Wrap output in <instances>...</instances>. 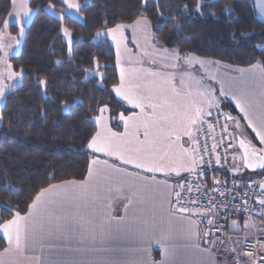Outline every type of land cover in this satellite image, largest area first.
<instances>
[{"label":"snow or ice","instance_id":"snow-or-ice-1","mask_svg":"<svg viewBox=\"0 0 264 264\" xmlns=\"http://www.w3.org/2000/svg\"><path fill=\"white\" fill-rule=\"evenodd\" d=\"M62 2L68 9H80L76 0ZM10 3L15 8L17 0H10ZM146 3L147 0H141L142 6ZM201 3L202 0H197L198 12H201ZM256 6L264 17V0H256ZM224 10L227 12L230 8L225 6ZM31 11L28 0H21L15 23L21 24ZM141 25L147 44L145 51L133 59L131 51L124 48L132 67L122 66L123 24L111 28L105 24L104 30L96 33L97 37L107 36L116 45L119 84L113 87V92L128 107L117 116L106 115L109 113L107 105L100 107L94 118L96 131L87 148L94 154L118 161L119 165L94 157L83 181L65 180L40 188L26 204L27 211L23 214L19 206L8 208L11 218L0 222V233L7 242V247L0 251V264H220L210 249L201 247V242L214 244L216 238L210 236L209 231L202 233L200 228L205 220L218 231L223 228L214 225V217L221 214L220 207L210 198L209 207L199 209L201 198H193L192 190L199 191L200 185L188 177L195 176L199 180L204 175L198 169L205 163V156L209 158V166L213 158L220 165L222 158L218 150L221 147L225 153L230 148H235L238 153L233 156V161H238L232 165L233 172L239 173L241 167L264 169V64L258 62L248 69L230 67L220 61L170 50L153 42L150 22L145 17L137 18L129 27L136 32L141 30ZM8 26L9 20L5 19L4 28ZM61 31L71 45V33L67 28ZM10 39L18 42L15 36ZM3 40V31L0 30V50H4ZM7 57L8 51L0 56V65L3 66L0 70V99L5 98L6 90L15 89L12 82L23 72L22 68L14 70ZM213 67L217 70L211 71ZM222 67L239 73V76L219 71ZM98 68L97 61L93 71L98 72ZM204 69L207 70L200 74ZM84 71L88 72L87 69ZM38 84L43 89L47 87V81L43 79ZM216 84L219 85L218 95ZM220 97L235 103L246 125L231 114L223 115ZM213 112L216 113L215 119ZM221 117L223 124L220 123ZM217 129L221 132L219 138L214 135ZM247 129L255 133L254 139L259 141L260 147L247 138L251 135ZM235 141H238V147ZM122 166H129L134 171ZM157 174L164 179H157ZM173 174L180 179L170 183ZM219 184V179L213 181V191ZM253 186L249 184L247 187ZM256 187L259 192L255 199L260 205L257 214L264 217V181ZM232 191H239L235 181ZM114 197L127 200L125 216L112 215L111 200ZM250 199L252 197L243 200V208H236L235 213L248 211ZM147 204L150 207H145ZM222 206L224 215L232 211L230 202ZM231 226L239 228L236 220H232ZM250 227L256 226L246 218L244 228ZM137 236L141 240L138 248L113 246L115 241ZM246 240L247 236L238 243L244 244ZM258 242L260 251L264 252V240ZM153 244L160 249L158 262L151 257ZM37 248L39 255L35 254ZM180 248L194 250L199 258L196 261L181 259ZM249 248L243 253L248 262L236 259L235 264H264V255L257 256L251 250L255 244ZM129 251L140 253V258L133 261L116 258V254ZM72 252L100 255L78 261L68 258Z\"/></svg>","mask_w":264,"mask_h":264},{"label":"trees","instance_id":"trees-1","mask_svg":"<svg viewBox=\"0 0 264 264\" xmlns=\"http://www.w3.org/2000/svg\"><path fill=\"white\" fill-rule=\"evenodd\" d=\"M77 1L82 22L67 17L59 0H30L32 20L23 28L18 54L9 58L14 70L23 72L20 86L0 109V222L11 218L8 208L26 212L42 187L84 180L98 109L107 105L108 115L117 116L127 108L112 91L119 83L114 48L107 40H94L105 24L129 25L145 17L156 42L170 50L231 67L264 64V23L252 0H202L203 15L196 11L197 0H147L146 6L141 0ZM49 5L58 17L46 11ZM10 9V0H0V30ZM62 27L71 32L70 51ZM97 61L98 72L93 71ZM42 79L46 89L38 84ZM221 109L233 114L226 104ZM5 247L0 236V251Z\"/></svg>","mask_w":264,"mask_h":264},{"label":"built area","instance_id":"built-area-1","mask_svg":"<svg viewBox=\"0 0 264 264\" xmlns=\"http://www.w3.org/2000/svg\"><path fill=\"white\" fill-rule=\"evenodd\" d=\"M222 113L224 116H227L223 111ZM215 118L216 113L213 112V119ZM220 123L223 124V117L220 118ZM214 135L219 138L221 135L220 130L217 129ZM200 143L201 147H203V138H201ZM226 143L227 141H225V144ZM210 146L211 140H209V147ZM218 151L222 158L220 165H217L213 158L211 160V165L209 166V158L205 156V163L199 166V170H202L204 175H202L199 180H196L195 176L188 177L189 180L196 181V183L200 185L199 191H197L196 188H193L192 190L193 198H201L202 202L199 204V209H206L209 207L210 198L214 199L216 205L220 207L221 214L214 217V225H222L223 228L221 230L218 231L215 226L208 225L206 220L200 225L202 233L204 231H209L210 236L216 238L214 244H206L210 249L215 251L220 250L223 241L227 238L228 223L232 219H260L262 217L257 214L260 210V205L257 203L255 195L259 192V188L256 187V185H258L259 182L264 181V175L258 173L252 181L246 184H240L232 172L231 162L233 158V148H230L227 153H225L224 147H221ZM225 156L227 157L226 160L224 159ZM205 178H208V181H206ZM216 179H219L220 184L217 186V190L213 191V181ZM234 181L235 185L239 188L238 192L232 191ZM249 184L254 186L248 188L247 186ZM245 192H247V195H245ZM221 193H223V195H221ZM250 197H252V199L249 200L248 211H241L239 214H236L235 209L243 208V200L249 199ZM226 202H230V208L232 211H228L227 214L224 215L223 213H225V209L222 205ZM185 203H187V195L185 196ZM209 216L211 217V213H209ZM244 240L245 238L242 241ZM258 240H264V237L263 239H247L244 244H241L240 253L242 258L248 261V257L243 255V253L249 251V245L252 244H255V248L251 250H253L257 256L264 255V252L260 251V243ZM201 243L205 244L203 242Z\"/></svg>","mask_w":264,"mask_h":264},{"label":"crops","instance_id":"crops-1","mask_svg":"<svg viewBox=\"0 0 264 264\" xmlns=\"http://www.w3.org/2000/svg\"><path fill=\"white\" fill-rule=\"evenodd\" d=\"M252 3H253V6H254V11H255V15H256L257 19L260 22L264 23V17H262L260 15V13H259V9L256 6V0H252ZM248 68L249 67L244 68V69H248ZM216 70L217 69L215 67H213L211 69V71H216ZM219 71L224 72V71H229V69H225V68L222 67V68L219 69ZM229 74L233 75V76H239V73H235V72H230L229 71ZM117 75H118V71H117ZM118 79H119V75H118ZM215 86H216V94L218 95V93H219V85L216 84ZM113 94H114V96L116 97V99L118 101H120L126 107H128L126 102L121 100L120 97H118L115 94V92H113ZM220 100H221V104H226L233 110V114H231L232 116L237 117L238 119H240L242 125H246V122L242 119V116L239 113V110L235 107V103L234 102H232L231 100L226 99L224 97H220ZM106 115H108V113H106ZM94 123H95V119H94ZM95 126H96V124H95ZM247 133H251V129H247ZM254 137H255V133H251V135L248 136L247 138L251 139L252 142L257 147H260L259 141L255 140ZM87 150L91 153L90 154V161L95 157V158H99L101 160L107 159L109 161V163H116L117 165H119L118 161H113L111 158L103 156V154H94L88 148H87ZM122 167H129V166H122ZM88 168H89V164H88ZM129 170L130 171H134L130 167H129ZM242 170L243 171H240L239 173H234L232 171L234 176H235V178H236V180L240 184H246V183L252 181L255 178V176L258 174V173L250 174V173H247L244 169H242ZM262 172H260V173H262ZM87 173H88V169H87ZM148 175H151V174H148ZM86 177H87V174H86ZM157 179H164V177H162L159 174H157ZM179 179H180L179 177H176L175 174H173L169 178V182L170 183H175ZM126 203H127V200L119 198V197H114L111 200V204H112L111 212H112V215L125 216L126 214H125V210H124V204H126ZM145 207H150V204L145 205ZM128 215L129 216L131 215V209L129 210ZM197 219L199 220L200 218L197 217ZM232 220H236L237 221V224L239 226L238 230L232 228V226H231L232 225ZM232 220L228 223L227 238L223 241V244H222L220 250H216V251L212 250V249L209 248L208 245L201 243V247L202 248H208V249L211 250L214 258L217 261H219L220 264H235V260L236 259H239L240 261H243V262H248L246 259L242 258V256H241V253H240L241 244L238 243V241H242L246 236H247V239H263V237H264V231H262V230H264V217H261L260 219H249V222L251 224H254L256 227L255 228L250 227L248 229L244 228L245 219H232ZM0 236L3 238L2 233H0ZM4 241H5L6 247H7V242H6L5 239H4ZM178 243H182V242L178 241ZM113 246L123 247V248H127V249H135V248H138V247L141 246V240L137 236V237H134V238H128V239H124V240H120V241H115V242H113ZM233 248L236 249L235 252L231 251V249H233ZM179 252H180V258L181 259H189V260H192V261H196L199 258L197 256V254L194 252V250H192L190 248H188V249L180 248ZM35 254H37V255L40 254L39 248L36 249ZM99 255H100L99 253H95L94 254V253L72 252V253L68 254V258L79 261V260H85V259H95ZM140 255H141L140 253L129 251L127 253H118V254H116V258L119 259V260L133 261V260L139 259ZM151 257H152V259H154L157 262L161 259L160 249L155 244L152 245Z\"/></svg>","mask_w":264,"mask_h":264},{"label":"rangeland","instance_id":"rangeland-1","mask_svg":"<svg viewBox=\"0 0 264 264\" xmlns=\"http://www.w3.org/2000/svg\"><path fill=\"white\" fill-rule=\"evenodd\" d=\"M59 1L63 4V12H64V14L67 17H69V18H71V19H73L75 21L82 22V17L80 16L78 10L68 9L67 5H65L62 2V0H59ZM29 2H30V0H28V4H29ZM20 3H21V0H17V4H16L15 8L11 5V9H10V12H9V13H11V15L8 14V16L6 18L7 20H9V26L5 29L4 28V23H3V26H2V29H1L3 31V35H4V40H3L4 50H0V56L4 55V51H8V57H7V62L8 63H10L9 62V58L10 57L16 56L18 54L19 48H20V40H21L22 35H23V32H21V29H23L25 26H27L30 23V21L32 20L33 14H34V12L31 11L28 18H25L21 24H16L15 23L16 10L19 8ZM76 3L79 4V2L77 0H76ZM45 9H46V11L48 13L58 17L56 15V13L54 12L52 7L47 6ZM132 24H129V25L123 24L125 26L124 27V31H123V35H124L125 39H124V42H123V44L121 46V54H122V66H124V67H132L133 66L132 64L129 63L128 55L126 53H124V48L125 47H127L131 51L133 59H135L136 57L141 55L145 51V49L147 48V44H146L145 38H144L145 37V33L143 31V25H141V30L133 32L132 28L129 27ZM11 27H16L17 30H16V34L15 35H11L9 33V29ZM62 28H64V27H62ZM60 32H61L62 37H63V42L65 43L68 51H70V46L71 45H69V43H68V38H66L63 35L62 31H60ZM150 33H151V36L153 38V42L156 43L158 46H160L158 44V42H156V40L154 39V37L152 35V32H151V28H150ZM13 36L17 37L18 42H13L10 39ZM100 39L101 40H107L112 45V47L114 48V51H115V56H116L117 55V49H116V45L112 42V40L110 38H108L107 36L97 37V35H95L94 40H100ZM72 41H73V38H72V35H71V44H72ZM9 45H11V47H9ZM147 50L151 51L150 48H148ZM144 59H145V66H147V63H146L147 62V58L145 57ZM115 63H116V60H115ZM2 68H3V66L0 65V70H2ZM196 68L198 69L199 66L197 65ZM116 69H117V66H116ZM206 70L207 69L200 70V74H203ZM117 71H118V69H117ZM118 75H119V71H118ZM21 80H22V74L16 81L12 82V83L15 84V89L18 86H20ZM5 82L8 83V81H5ZM215 88H216V86H215ZM14 90L13 89L6 90L5 96L8 93H10V92H12ZM3 101H4V98L0 99V109H1V107L3 105ZM0 126H1V121H0ZM87 152L89 153V155L91 154L88 150H87ZM234 155H238L236 150H233V156ZM234 163H238V161L234 162L233 158H232L231 164L233 165ZM242 169L243 168L241 167L240 171H243Z\"/></svg>","mask_w":264,"mask_h":264},{"label":"water","instance_id":"water-1","mask_svg":"<svg viewBox=\"0 0 264 264\" xmlns=\"http://www.w3.org/2000/svg\"><path fill=\"white\" fill-rule=\"evenodd\" d=\"M235 144L236 146L238 147V141H235ZM244 169V168H243ZM247 173H250V174H254V173H260L262 172L264 169H255V170H252V169H244Z\"/></svg>","mask_w":264,"mask_h":264}]
</instances>
